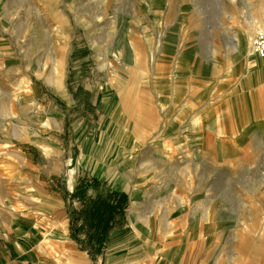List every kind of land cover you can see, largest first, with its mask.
Instances as JSON below:
<instances>
[{"label": "rangeland", "instance_id": "rangeland-1", "mask_svg": "<svg viewBox=\"0 0 264 264\" xmlns=\"http://www.w3.org/2000/svg\"><path fill=\"white\" fill-rule=\"evenodd\" d=\"M254 25L264 0H0V264H264Z\"/></svg>", "mask_w": 264, "mask_h": 264}, {"label": "trees", "instance_id": "trees-1", "mask_svg": "<svg viewBox=\"0 0 264 264\" xmlns=\"http://www.w3.org/2000/svg\"><path fill=\"white\" fill-rule=\"evenodd\" d=\"M123 201V194L113 191L105 194L104 197L98 194L84 208V222L88 227L96 229L94 239L98 236L97 233L101 234L110 227L115 219V213L123 205ZM77 226L80 227L81 225Z\"/></svg>", "mask_w": 264, "mask_h": 264}, {"label": "bare ground", "instance_id": "bare-ground-1", "mask_svg": "<svg viewBox=\"0 0 264 264\" xmlns=\"http://www.w3.org/2000/svg\"><path fill=\"white\" fill-rule=\"evenodd\" d=\"M256 25H254V27H253V31H255L256 30ZM260 30V29H259ZM258 30V31H259ZM257 31V30H256ZM251 44V43H250ZM255 54H254V53ZM132 54V53H131ZM245 55L248 57H250V58H253V59H255V60H257V61H262L263 59H264V54H258V53H256L255 51H254V49H253V47H252V44H251V46H250V48L248 47V50H246V52H245ZM130 60H133L131 57H130ZM119 104V103H118ZM220 141V140H219ZM133 158V157H132ZM133 204H135V203H133ZM136 205V204H135ZM134 211L132 212V215L134 216ZM135 218V217H134ZM253 229V228H252ZM252 232H247V231H245V230H243V231H241L240 232V234L238 235V241H240L241 242V246H237L236 247V253H239V248H241V247H243V246H245L246 247V245H248V241H245V240H247V238H248V236H249V234H251ZM256 238V240H257V243L260 245V246H262V247H264V245H263V243H260L261 241H263L264 242V228L262 227V229H260L258 232H257V236L255 237ZM244 247V248H245ZM244 250V249H243ZM188 255H189V251H188V253H187ZM248 255V254H247ZM247 259H248V256L246 257ZM262 259H264V255H263V257H262ZM162 263V262H161Z\"/></svg>", "mask_w": 264, "mask_h": 264}, {"label": "built area", "instance_id": "built-area-1", "mask_svg": "<svg viewBox=\"0 0 264 264\" xmlns=\"http://www.w3.org/2000/svg\"><path fill=\"white\" fill-rule=\"evenodd\" d=\"M251 44L256 53L264 54V30H259L253 35Z\"/></svg>", "mask_w": 264, "mask_h": 264}]
</instances>
